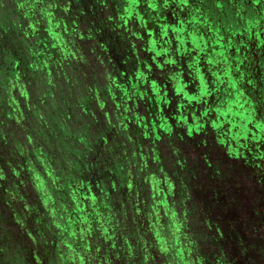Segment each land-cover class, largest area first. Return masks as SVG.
Masks as SVG:
<instances>
[{"label": "flooded vegetation", "instance_id": "af4514ba", "mask_svg": "<svg viewBox=\"0 0 264 264\" xmlns=\"http://www.w3.org/2000/svg\"><path fill=\"white\" fill-rule=\"evenodd\" d=\"M5 1L13 6L20 5L22 0L0 2ZM27 1L37 13L38 8L46 10V18L54 15V20L60 19L59 38L67 36L75 40L76 53L71 56L78 63V79L81 86L86 83L88 95L94 100L99 95L110 110L119 102L124 104L125 121L118 122L116 117L110 125L93 122V128L111 143L120 137L126 138L128 133L132 140L140 139L143 133L160 135L162 150L167 153L174 149V161L183 166L177 170L178 177H171L170 182L178 186L172 192L169 183L164 182V189L169 187L168 203L163 200L165 193L159 195L161 199L149 193L152 204L155 199L161 200L160 205L156 204L161 212L165 208H185L193 224L211 229L207 264H264V0H156L159 5L156 15L160 16L151 25L153 31L148 25H139L152 45L145 56L153 63V53L157 58L165 57L169 47L173 48L177 41L183 42L180 51L188 54L189 66L186 63L181 66L186 80L183 84L184 79L179 78V91L184 90L185 96L190 94L191 100L198 95V102L189 107L179 103L180 108L176 107V100L172 101L174 95L179 98V92L174 94L168 72L155 62L149 68L147 60L140 62L133 54L128 33L133 21L129 19L131 14L128 19H122V27L116 32L99 20L106 4L117 10L124 7L140 16L136 11L139 6L147 17L153 10L150 5L153 0H141V3L136 0ZM63 14L72 23L59 18ZM17 27L21 33L20 22ZM11 56L12 52L2 51V58ZM146 81L154 86L157 97L168 98L170 106L155 113L153 118L148 116V126L141 128L132 113L139 110L134 109L136 94ZM88 101L87 96L84 108H88ZM48 110L50 123L57 125V120L63 118L68 123L64 110L50 106ZM194 114L201 115V120L210 125L209 134L186 139L179 134L180 138L169 136L173 127L176 132L191 133L187 129L191 125L184 129L179 123L197 121ZM59 135L65 136L62 132ZM203 137H206L205 143ZM55 141L59 143V138ZM72 144L75 148L76 144ZM67 230H59L52 243L58 246L66 241L70 246L72 242L76 244L74 253L80 254L81 241L70 237L74 236L73 232L68 236ZM188 245L191 248L195 244L188 241ZM34 248L30 246L23 264L43 263L36 261L39 259L34 255ZM174 248L175 264H183L179 255L184 256L190 249L186 245L180 251Z\"/></svg>", "mask_w": 264, "mask_h": 264}, {"label": "rangeland", "instance_id": "374dc122", "mask_svg": "<svg viewBox=\"0 0 264 264\" xmlns=\"http://www.w3.org/2000/svg\"><path fill=\"white\" fill-rule=\"evenodd\" d=\"M25 6L26 12L29 14L30 10L27 5ZM20 7H22L21 4ZM21 9L23 10V8ZM38 10L41 9L38 8ZM100 13L99 20L101 19L105 23H108L114 32L118 31L119 27H122V17L119 16L117 9H113L110 5L106 4L103 10L101 9ZM31 16L29 21L31 20L34 25L42 22V19H39V22L37 21V19L40 18L38 15ZM60 17L66 20L67 24L72 23L71 18H67L66 14L59 15V18ZM46 22L48 23L47 19ZM128 33L131 34L130 45L132 46L135 57L140 62L147 60L148 63H151L152 59L148 58L149 56H145L148 54V49H146L148 38L141 32L139 23L134 20L132 23L130 22ZM61 41H63L64 44L62 45V55L60 57L61 62L66 65V67H57L58 70L54 69L53 74L52 72L49 73V75L46 76V80L52 77V75L55 78L54 81L59 78L60 83L62 82L61 87L59 86L60 89L62 92L68 91L70 98L62 99V93L58 94L55 98H53L54 95H52L51 98H53V100H49L46 103V112L49 113L48 106L52 109L64 110L66 115H68L69 125L65 123L64 118L63 120H57V125H54L57 132L59 134L62 132L65 135L74 136L75 142L73 141V143L76 145L82 141L80 147L86 144L88 145L87 148L89 153L83 151L81 148L78 152L79 154L75 153L78 156V165H76V168H78L79 172L84 170V172L87 173L86 180L92 177L88 172V168L91 167L94 162L100 160L103 154L107 162L116 161L118 166L116 165L113 167V172L115 173H112L114 177V183H112L114 198L110 197L111 207L109 209L102 210L101 213L95 212L97 216H101L104 219L105 225H102L103 222L99 220V226L92 230L91 223L89 222V226L82 228L79 225L77 232H74L78 235L77 238L75 235L72 238L82 243L80 254L76 253V256L73 251L76 248V244L72 242L70 246L66 244V241H61L62 243L60 244L55 241L58 246L52 243L54 238L56 239L55 236H57L59 230L62 231V227H64L63 224L68 227L71 222H74L73 218H79L81 211L78 210V212H76L74 210V204H71L72 199L70 197H66L64 201H62L53 194L51 185L55 186V181H50L48 185V181L40 176L42 171L45 172V166L40 157L37 156L38 160L35 162L36 164L31 161L29 168L19 169V164H16L9 156V147L16 149V151L11 150L12 152L21 156L26 154L29 158L31 153L35 154V150L41 149L46 152L48 149L51 150L50 148L53 149V147H51L53 146L52 141L45 144L39 137L40 133H37L40 127L35 126L34 115L39 113V109H35L33 112L27 110V107L31 104H29L31 101L29 94L22 95L27 98L24 101L22 96L18 94L19 91L14 93L15 97H12L11 106L2 104L3 100L0 101V141L3 145L2 147H4V150L0 149V161L3 162V164L0 163V264H9L8 259L15 255L16 260L12 264H23V258L30 252V246L35 247L34 255L36 256L37 254L39 259L36 261H43L42 264H161L160 259L156 260L157 257L155 258L152 256L154 250L162 244L160 239L153 236L151 239H147L148 242H146L136 236L137 233L135 230H143L145 226L148 225L146 211L149 215L154 211V208L150 206L152 203L149 197V193L152 192L150 189L152 188V190L155 191V185L157 187V182H159L158 187L160 190L158 191L157 198L161 199L159 195L165 193L164 195L166 197L163 200H165V203H168L167 200L169 199L167 198L170 185L168 188L164 189V182L171 181V177H178L177 170L183 165L181 163L177 164L174 161V149L172 151L167 150V153H165L164 149L162 150V146L160 145L161 139L155 134L154 136L158 139V142L154 144V147L152 146L150 148L152 152H146L148 151L146 146H151L152 144L142 143L141 139L132 140V136H129L130 133H128L126 138L120 137L117 140L115 139V142L113 141L112 143L103 141L105 138L104 135L95 130L93 125L99 123L102 125L105 123L110 125L116 117L118 118V122L121 120L125 121L127 114L125 113L124 104L119 102V105L117 104L116 108L112 110L107 106H105V109H103V107L100 108L98 104L95 106V103H93L94 100L91 98L92 96L88 95L89 89L86 83L85 85L82 84V86L80 84L76 71L78 63L75 62L71 56L76 53V47H74L76 46L75 40L72 37L63 36ZM63 55L68 56L64 58ZM46 60V66H48V69H51L50 66L52 62H55L53 55L50 53L46 56ZM144 83L145 82H143V84ZM3 84H5L4 77L0 75V86ZM46 85L48 89H50L49 91H51L52 82H46ZM140 86L139 88H142ZM2 88H0V90H2ZM21 90H23V87ZM23 92H25V90H23ZM140 92L141 91L138 90L136 94L137 98L135 99L136 104H134V109L138 107L139 110L138 112H133L132 115L136 116L135 119L138 120L139 126L143 128L148 126L149 119L144 116L142 117L139 112L142 111V115H146V113H144L145 105L141 100L145 97ZM80 95H87L90 100L89 106L87 105L88 109L86 113H82L74 108V101L71 100L74 96L80 98ZM40 98L41 97H38L33 103L38 102ZM85 104H87L86 101L82 103V106L84 107ZM35 105H37V103ZM4 116L12 117L14 122L12 124H7V122H4ZM93 122L95 123L93 124ZM53 135V132L51 134L48 133L46 134V138L52 140ZM170 142L172 143L170 147H173V142ZM110 145H112L111 149ZM49 146L50 148H48ZM103 149L113 150L115 154L105 153ZM142 154L152 159H157L158 157V160L152 167L145 168L146 173H144V175H147L145 176L146 179L144 182L151 183V188L150 185L147 184L143 187V191L138 193V191H141V186L139 184L137 185L135 182L133 183V181L127 180L125 168L131 172H135L136 169L131 168L129 165H132L131 160L133 157ZM144 163H146V161ZM53 166L57 167L55 160ZM119 166H123L120 172L116 170ZM129 178L133 179V176L129 175ZM126 180L129 183V188L138 194L126 195L124 193L121 187L125 186ZM176 185L175 182L174 185L171 184L170 190L172 192L177 188L178 185ZM181 186L185 187L184 183H181ZM94 191L96 194H99L97 189H94ZM108 191L112 193L111 188H108ZM159 201L162 203L161 200ZM60 202L63 204V210L60 208ZM176 208L177 210L175 208L173 210H171V208H165L166 212H161L166 220L169 217L171 218V224H167V227L171 226L169 228L170 233L168 231L165 232L164 229V236L167 238L174 237L177 232L175 230L178 228L182 246L185 248L186 245L187 249H190V252L184 256L180 255L181 262L183 264H207L206 258H210L211 253L209 243L211 229L209 227L206 229L202 227L201 229L198 224H193L195 222L187 218V209ZM57 209L60 211L58 212ZM70 212L71 218L67 221L66 215ZM156 214L158 215L157 218L161 219L160 212L157 211ZM90 215L92 214L90 213ZM152 216L153 215H150V217ZM5 217H9V220ZM59 217L63 219L60 221ZM10 218H12L13 221L10 220ZM56 221L58 224L53 228L52 232L46 229L48 223ZM36 228H39L42 233H38V229ZM96 236L98 237L97 241L96 238H93ZM122 236L130 238L133 243L127 245L125 240H119V237L122 239ZM174 238H176V236ZM101 240L103 242H101ZM188 241L191 244L194 243V247L190 248ZM123 244L126 246L121 248ZM67 248H70V250L66 251L68 250ZM177 251H180V249H177ZM72 258L74 261L70 260Z\"/></svg>", "mask_w": 264, "mask_h": 264}, {"label": "trees", "instance_id": "16d2710c", "mask_svg": "<svg viewBox=\"0 0 264 264\" xmlns=\"http://www.w3.org/2000/svg\"><path fill=\"white\" fill-rule=\"evenodd\" d=\"M20 3L24 4V6L22 5V7H20L19 4H14L13 7L12 4H10L8 1L0 2V45H2V49H0V75L4 77L5 81V84L0 86V88L3 87L2 90H0V101L3 100L2 104L11 106L10 103L12 102V97H15L14 93H17L19 91L18 94L20 96L29 94V98L31 101L28 102L29 104H31L27 107V110H29V112H33L35 109H39V113L34 115L35 126L40 127L37 130V133H40L39 137L45 144L52 141L53 146L51 147H53V149L49 146L48 148H50L51 150L48 149L46 152L41 149L35 150V154L31 153L29 158L26 156V154L21 156L15 152H12L11 150L16 151V149L13 147H9V156L12 160H14L16 164H19V169L29 168L31 161L35 163L38 160L37 156L40 157L43 160V164L45 166V172L42 171L40 176L48 181V185L50 181H55V186L50 184L53 189V194H55L62 201H64L66 197H70L72 199L71 204H74V210L80 209L77 205L78 203L81 204V207H84L82 201L86 199V193L90 191V187L98 190L99 198H102L104 194H106L107 188H111L112 193L110 194V196L113 197L114 189L112 187L111 170L113 169L114 165L111 166V163L109 165L103 154L100 160H97V162H94L93 165L88 168V172L92 175V177L86 180L87 173L84 172V170H81V172H79L78 168H76V165H78V156L75 153H78L80 151V148L83 151L89 153L87 148L88 145L86 144L85 146L83 145V147H80V142L76 145L75 148H73L74 146L72 143L74 141V136L59 135L56 128L54 127V124L50 123L49 113L46 112V103L49 100L52 101L53 98L57 97L58 94H63L62 99L70 98L68 91L62 92V90L60 89L62 82L60 83L59 78L54 81L55 78L52 75V77L46 80V76H48L51 72L53 74L54 69L58 70V68L66 67V65L61 62L60 57L62 55V45L64 44L63 41H61V38H59V31H57L58 27H60V21L54 20V15H49L46 18V10H39V12L37 13V11L34 9V5L30 1L28 2L27 0H22L20 1ZM25 5H27L28 9L30 10L29 14H27L26 9H24V13L21 12V8H26ZM31 15H38L40 18H38L37 21L39 22V19H42V22L40 24L34 25L31 20L29 21L30 17H32ZM22 16L24 17L22 18ZM46 19L48 20V26H46ZM19 22L22 27L21 33H18L17 31V24ZM2 51L12 52L13 56H11L10 59L7 57L2 58ZM50 53L51 55H53L55 62H52V65L50 66L51 69H48V66H46V56H48ZM67 56L68 55H63L64 58H66ZM46 82H52L53 85L51 86V91H49L50 89H48ZM22 87L25 92L21 90ZM28 90L30 93L28 92ZM52 95H54L53 98H51ZM38 97L41 98L40 100H38V102H36L37 105H35L36 103L33 102L36 101ZM86 98L87 96L84 95H80V98L76 96L72 97L71 100L74 101V108L78 109L82 113H86L88 108H84L82 106V103L86 101ZM22 99H24L25 101L27 98L25 96H22ZM94 101L96 103L95 106L98 104L100 108L103 107V109H105L103 103L104 100H102L99 95ZM89 102L90 101H88V103ZM3 119L4 122H7V124H12L14 122V119L12 117L4 116ZM110 124H112V122ZM96 129L97 128H95V130ZM51 131L54 133L52 140L46 138V134H51ZM99 132L101 133V131ZM56 138H59V143L55 141ZM103 141L108 140L105 137ZM2 146L3 145L0 141V149L4 150V147ZM111 148L112 145H110V149ZM110 149L103 150L105 151V153L115 154V151ZM54 160L57 164V167L53 166ZM133 161L134 165L132 164L129 166L133 169H136V171L131 172L127 168H125L127 180L133 181V183L135 182L137 183V185H140V182L138 181L139 177L137 174L138 168L140 166L139 158L136 157L135 159H133ZM0 163L3 164L2 161H0ZM49 173H51V175H49ZM129 175H132L133 179H130ZM127 180L125 186L129 184ZM69 185H71V194H69ZM124 187H121L123 191ZM74 199L78 203L74 202ZM60 205V208H62L63 204L61 202ZM90 209L91 207L88 206V208L86 209L87 214H89ZM82 212H85V209H82ZM70 214L71 212L66 215L67 221L69 220V218H71ZM5 218L9 220V217ZM59 219L61 221L63 218L59 217ZM10 220H12V218H10ZM73 220L74 222H71L70 225H68V222L67 225L69 227H66V225L64 224V227H62L63 230H67L66 228L70 229L67 230V232L69 233H66L68 236L69 234L71 235V232H73V234L75 235L74 232H76V228L80 225L78 219L73 218ZM76 222L77 227L75 225ZM57 224V221L48 223V225H46V229H49V231L52 232L53 228L57 226ZM36 229H38V233H42L39 228ZM70 237L73 236L71 235ZM15 257L16 255L8 259L9 264L15 262Z\"/></svg>", "mask_w": 264, "mask_h": 264}, {"label": "water", "instance_id": "95a60500", "mask_svg": "<svg viewBox=\"0 0 264 264\" xmlns=\"http://www.w3.org/2000/svg\"><path fill=\"white\" fill-rule=\"evenodd\" d=\"M119 1L120 0H117L116 2H119ZM136 1L141 3V0H136ZM180 1H183V0H180ZM150 5L153 7V10L151 12H148L149 16H147V17L143 16V13L141 12V9L139 8V6L137 7L136 11L140 13V16L137 15L138 13H133L124 7L122 9H118V13H119V16L122 17V19H128L127 16L130 13L131 17L128 16L129 19L138 22L139 25H148L149 28H151V32H152L153 28L151 27V25L156 21V18L159 17L160 15H156L158 13L157 8H159V5L156 2V0H153V2ZM156 5H157V7H155ZM181 7H184V5H181ZM163 9H166L165 6L163 7ZM170 36H171L170 38H172V35H170ZM147 42L148 43L146 45V49H148V53H150L149 49L152 47L151 40L148 38ZM182 45H183V42L181 43V42L177 41L176 45H174L173 48H171V47L168 48L169 54H167L165 57L157 58L155 55H153L155 53H153L152 56H153V61H155L161 67L162 70H164L165 72H168V75L172 81L174 94H177V92H179V98L178 99L175 97V95H174V97H172V101L176 100V107L179 106V103L185 104L184 106L189 107V106L194 105L195 101L198 102V98H197L198 95L195 96L196 98L191 100V99H189L191 97L190 94L186 93V96H185L183 93L184 90L179 91V86H178V83H180L179 78L184 79V81L182 82L183 84L185 83V80H186L184 78V73L181 71L183 69V68H181V66H183L185 63L187 64V66H189V63L186 61L188 54L185 53L184 50H183V52H182V50L180 51V49H183ZM148 65L150 68L152 67V63H148ZM176 67H177V69H176ZM141 87L142 88H139V90L141 91L140 93L145 97V98H142L141 100L143 101V103L145 105L144 107H145V111H146V112H144V113H146V115H142V113H140L142 117L144 116L145 118H148V116H149V117L153 118L155 116V113L163 112L165 107L170 106L168 103V100H167L168 98L165 100L163 97L161 98V97L156 96L154 86L151 85V82L146 81L145 84H143V86H141ZM176 88H177V91H176ZM169 101H170V99H169ZM172 101H171V103H172ZM178 108H180V106ZM194 116L198 119L197 121H194L192 123H189L191 121H189V122L188 121L187 122L181 121L179 123V126L183 127L184 129H186L188 127V125H191L192 128H187L188 130H190L191 133H189V131H186L187 135H185L183 133V131L180 133L176 132L175 128L173 127L172 131H169V130H168L169 132L167 131L169 136L170 137L176 136L178 138H180V136H181V138L186 139L187 137H194V136H200L201 137L202 135L209 134L210 132H209L208 126H210V125L206 121L201 120V115L194 114ZM200 124H202V125L200 127H197V125H200ZM146 136H147V138H146ZM158 136L160 139V135H158ZM140 137H141L140 139H141L142 143H147L149 145L152 144L151 146H146V148H148V151H146V152H152L150 150V148L152 146L154 147V144L156 142H158L157 141L158 139L155 138L154 134H152V133H143V135ZM205 141H206V137L205 138L203 137V142L205 143ZM136 157L139 158V164H140V166L138 168V173H137L138 177H139L140 185H141V191H138V193H140L143 191V187L147 184H149L150 188H151V186H152L151 183H148V182L145 183L144 182L146 179L145 176L147 175V174L144 175V173H146L145 168L146 167H149V168L152 167L155 164V162L158 160V157H157V159H154V158L152 159V158L146 156L145 154H142V155H138V156L133 157V159H135ZM133 159L131 160V162L134 165ZM159 159H160V157H159ZM145 161H146V163H144ZM108 163H109V165L111 163V166L114 165V167L117 165L116 161H108ZM122 167L123 166H119V168H117L116 170L120 172ZM112 173H115V172H113V169L111 170V177H112L111 179H112V183H114V177H113ZM128 185L124 187V193L126 195L138 194V193H135L132 189H130ZM155 188H156V185H155ZM150 190L152 191V193H150V194H153V196L155 198L157 196L158 192L156 194V189H155V191H153L152 188ZM110 194L111 193L108 191V188H107L106 194H104V196L102 198H99L98 194L95 193L94 188L90 187V191L88 193H86V196H87L86 199L84 201H82V204L84 207H81V204L78 203L74 199V202H77L78 203L77 205L80 208V209H75V211L76 212H78V210L81 211V214L78 218V222L80 224V227L85 228V227L89 226V222H90L91 228L93 230L99 226L100 221L103 222L102 225H105L104 219L101 216H97L95 214V212L97 211V212L101 213L102 210H107L111 207L110 206V197H111ZM157 203L160 205V201L158 199L157 200L155 199L154 204L151 203V207L154 208V211H152L150 215H153V216L150 217V215L146 211V218L148 221V225H146L143 230H140V229L135 230L137 233L136 236L145 240L146 242H148L147 239H151L153 236L155 238L160 239L162 244L160 245V247H158V248H156V250H154V253L152 254V256L155 258L157 257L156 260L160 259L161 264H175V260H177V257H176V251H175L174 247H176L177 249L184 248L182 246V240L180 237V233L179 232L175 233L174 237L176 236V238H174V237H168L167 238L164 236L163 230L165 229V232H167V231L169 232V228L171 227V226L167 227V224H171V222H170L171 218L169 217L168 221L165 219L163 213H161V211H162L161 207H156ZM88 206L91 207L89 214L86 213V209L88 208ZM82 209H85V212H82ZM157 211L160 212L161 219L157 218V216H158L156 214ZM164 212H166V211H164ZM90 213L92 215H90ZM75 235L77 236V234H75ZM93 238H96V241L98 240L97 236L93 237ZM119 240H121V241L125 240L127 245H130L133 243L130 240V238L124 237V236H122V239L119 237ZM101 242H103V241L101 240ZM156 245H157V243H156ZM125 246L126 245L123 244L121 246V248H123Z\"/></svg>", "mask_w": 264, "mask_h": 264}, {"label": "clouds", "instance_id": "9594fccd", "mask_svg": "<svg viewBox=\"0 0 264 264\" xmlns=\"http://www.w3.org/2000/svg\"><path fill=\"white\" fill-rule=\"evenodd\" d=\"M81 142H82V141H81ZM49 175H51V173H49ZM158 183H159V182H157L156 194H157V192L160 190L159 187H158ZM168 183H169L170 188H171V183H170V181H169ZM69 194H71V185H69Z\"/></svg>", "mask_w": 264, "mask_h": 264}]
</instances>
